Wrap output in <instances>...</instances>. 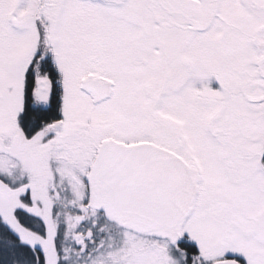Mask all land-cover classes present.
<instances>
[{
    "label": "snow or ice",
    "instance_id": "snow-or-ice-1",
    "mask_svg": "<svg viewBox=\"0 0 264 264\" xmlns=\"http://www.w3.org/2000/svg\"><path fill=\"white\" fill-rule=\"evenodd\" d=\"M0 264H264V0H0Z\"/></svg>",
    "mask_w": 264,
    "mask_h": 264
}]
</instances>
